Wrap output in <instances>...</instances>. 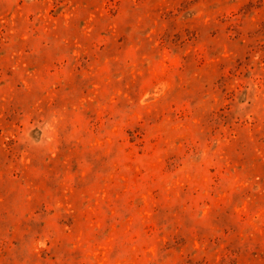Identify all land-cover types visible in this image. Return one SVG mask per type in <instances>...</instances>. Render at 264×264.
<instances>
[{
  "label": "rangeland",
  "instance_id": "rangeland-1",
  "mask_svg": "<svg viewBox=\"0 0 264 264\" xmlns=\"http://www.w3.org/2000/svg\"><path fill=\"white\" fill-rule=\"evenodd\" d=\"M0 264H264V0H0Z\"/></svg>",
  "mask_w": 264,
  "mask_h": 264
}]
</instances>
